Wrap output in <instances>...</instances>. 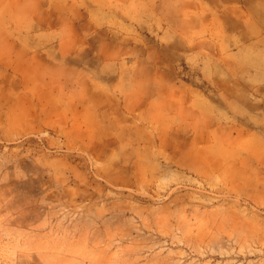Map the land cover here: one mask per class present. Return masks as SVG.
Here are the masks:
<instances>
[{
    "label": "rangeland",
    "instance_id": "obj_1",
    "mask_svg": "<svg viewBox=\"0 0 264 264\" xmlns=\"http://www.w3.org/2000/svg\"><path fill=\"white\" fill-rule=\"evenodd\" d=\"M0 264H264V0H0Z\"/></svg>",
    "mask_w": 264,
    "mask_h": 264
}]
</instances>
